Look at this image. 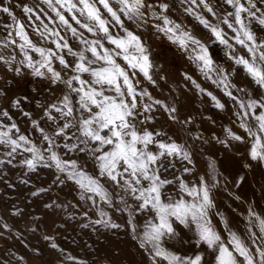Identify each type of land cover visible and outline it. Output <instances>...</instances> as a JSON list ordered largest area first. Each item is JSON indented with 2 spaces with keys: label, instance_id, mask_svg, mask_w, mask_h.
<instances>
[{
  "label": "rangeland",
  "instance_id": "374dc122",
  "mask_svg": "<svg viewBox=\"0 0 264 264\" xmlns=\"http://www.w3.org/2000/svg\"><path fill=\"white\" fill-rule=\"evenodd\" d=\"M0 264H264V0H0Z\"/></svg>",
  "mask_w": 264,
  "mask_h": 264
}]
</instances>
